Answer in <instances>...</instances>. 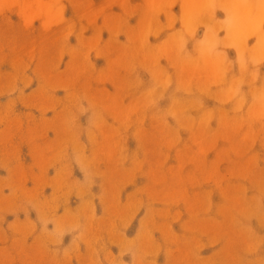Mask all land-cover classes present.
Listing matches in <instances>:
<instances>
[{
    "label": "rangeland",
    "instance_id": "1",
    "mask_svg": "<svg viewBox=\"0 0 264 264\" xmlns=\"http://www.w3.org/2000/svg\"><path fill=\"white\" fill-rule=\"evenodd\" d=\"M0 264H264V0H0Z\"/></svg>",
    "mask_w": 264,
    "mask_h": 264
}]
</instances>
